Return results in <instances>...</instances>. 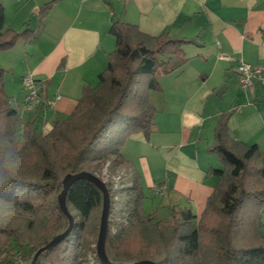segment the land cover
<instances>
[{
	"label": "trees",
	"instance_id": "obj_1",
	"mask_svg": "<svg viewBox=\"0 0 264 264\" xmlns=\"http://www.w3.org/2000/svg\"><path fill=\"white\" fill-rule=\"evenodd\" d=\"M49 6V2L41 5L39 17ZM33 33L32 29H5L0 4V51L12 47L20 38L30 39ZM109 33L115 39V47L108 53L106 68L98 74L97 84L83 86L71 113L43 133L34 132L31 122L24 123L12 106L4 90V69L0 68V130L19 136L21 163L18 180L13 183L23 192L14 219L0 226V257L6 250L4 246L11 243L18 251L30 246L23 263L28 264L40 248L34 242L37 231L52 239L67 226L56 199L63 176L89 171V165L95 162L109 161L113 167L124 166L127 170L128 163L120 152L123 144L134 133H141L148 141L154 131L157 109L149 101V92L158 87V70L169 73L181 63L169 69L158 68L190 40L165 33L150 35L127 22H113ZM142 76L147 77L144 86L140 84ZM229 113L223 112L218 118L207 149L218 156L221 167L209 171L218 176V181L198 216L190 208L172 207L170 222L162 228L155 213L142 212L144 195L138 172L126 171L127 183L116 189L123 197L116 209L117 216L112 215L110 200L105 238L110 261L131 264L149 259L167 264L176 258L180 264H200L195 259L202 245L201 228L208 224L214 235L206 264H264V234L260 231L264 152L256 144H245L230 136ZM105 184L111 198V186ZM65 202L79 218L74 219L71 214L70 232L41 251L34 264H101L95 247L90 248L80 236L93 212L101 210L100 189L86 179H78L67 190ZM242 231H246L244 238L238 236ZM137 237L149 246L159 242L160 249L153 251L146 245H136ZM1 264H8L5 257Z\"/></svg>",
	"mask_w": 264,
	"mask_h": 264
},
{
	"label": "crops",
	"instance_id": "obj_2",
	"mask_svg": "<svg viewBox=\"0 0 264 264\" xmlns=\"http://www.w3.org/2000/svg\"><path fill=\"white\" fill-rule=\"evenodd\" d=\"M50 3L39 17L38 10ZM4 28L34 31L0 51L4 90L24 123L36 133L48 131L73 110L85 85H96L115 47L113 22H127L150 35L190 40L158 70V87L150 93L157 108L150 140L134 133L120 152L140 176L142 191L158 195L168 209L187 207L195 215L204 208L218 181L220 168L209 153L214 127L230 112V136L256 144L264 152V79L243 89L238 59L264 65V0H0ZM227 57V58H226ZM161 68V67H160ZM158 68V69H160ZM34 75L44 100L52 106H25L21 79ZM59 95L58 99H54ZM126 169V168H124ZM126 172V173H127ZM125 173V174H126ZM161 185L165 192L154 190ZM144 194V193H143ZM264 234V208L260 212Z\"/></svg>",
	"mask_w": 264,
	"mask_h": 264
},
{
	"label": "rangeland",
	"instance_id": "obj_3",
	"mask_svg": "<svg viewBox=\"0 0 264 264\" xmlns=\"http://www.w3.org/2000/svg\"><path fill=\"white\" fill-rule=\"evenodd\" d=\"M167 64L164 65L163 67H159L160 69H166ZM166 67V68H165ZM147 77L142 76L140 79V84L142 86L145 85ZM154 90L153 89L149 92V101H150V93ZM157 109V108H156ZM151 139V138H150ZM149 139V140H150ZM90 170L89 172L97 175L100 179H102L105 183H109L111 186V204H113V210H112V215H116V209L118 206H120V201L123 198L119 193H117L116 189L120 187L122 184L121 183H127V178H126V169H124V166L120 167H113V164L109 161L102 163V162H95L91 163L89 165ZM132 171V170H131ZM130 171V172H131ZM131 174V173H130ZM130 174L128 176H130ZM140 177V176H139ZM141 184V182H140ZM107 187V186H106ZM142 190V187H141ZM142 193H144V198H143V204H142V212L143 214H150V213H155L156 214V219L160 221V225L162 228H165L168 226L170 222V217H169V211L167 205H165L164 200L158 195L155 196H149L147 194V191L143 190ZM57 196V195H56ZM178 210L179 208L176 207ZM69 212L71 214H74V219H78L79 216L77 213L73 212L71 208L69 209ZM100 209H97L95 212H93V215L89 221L86 222L84 230L81 232V241L84 242L86 245H88L90 248L95 247V240L97 239V232H98V226H99V218H100ZM117 216V215H116ZM177 216V215H175ZM246 231H242L241 238L245 237ZM213 232L209 231V226L208 224L204 225L201 228V250L197 258L195 259V262L200 263V264H206L207 257L209 253H207V249L211 246V240L213 238ZM50 239L46 238L45 235L42 233V231H37L34 237V242L37 244H40V247L43 246L45 243H47ZM142 239L140 237L136 238L135 244L136 245H146L150 250L156 251L159 250V242L158 243H153L151 246H149L146 242L141 241ZM3 249H6L2 252L1 257H0V264L2 262V258L5 257L7 259L8 264H15L17 262L18 257H21L22 261L25 263L26 253L28 249H30V246H26V248L23 249V251H18L17 246L14 243H11L6 246H4ZM177 259L174 258L172 262H169L167 264H180V262L176 261ZM5 261V260H4ZM183 264H193L191 261H185Z\"/></svg>",
	"mask_w": 264,
	"mask_h": 264
},
{
	"label": "water",
	"instance_id": "obj_4",
	"mask_svg": "<svg viewBox=\"0 0 264 264\" xmlns=\"http://www.w3.org/2000/svg\"><path fill=\"white\" fill-rule=\"evenodd\" d=\"M78 179H86L92 182L94 185H96L100 189L102 193V207H101L100 218H99L97 239L95 242V255L97 256L101 264H122L119 262L110 261L105 252V238H106L108 214H109V208H110V198H109L108 189L106 187L105 182L102 179H100L97 175L89 171H86V170H82L76 173H67L63 176L61 180L62 187H61L60 192L57 194L56 199H57V204H58L59 209L67 218V226L62 232L55 235L47 243H45L43 246L38 248L28 264H34L38 254L41 251H44L52 247L57 242L65 238L67 234L70 232L73 226V217L66 206L65 198H66V193L69 187L72 185L74 181ZM131 264H156V263L149 259H141Z\"/></svg>",
	"mask_w": 264,
	"mask_h": 264
},
{
	"label": "clouds",
	"instance_id": "obj_5",
	"mask_svg": "<svg viewBox=\"0 0 264 264\" xmlns=\"http://www.w3.org/2000/svg\"><path fill=\"white\" fill-rule=\"evenodd\" d=\"M18 135L0 130V226L9 224L17 214L23 192L17 172L21 163Z\"/></svg>",
	"mask_w": 264,
	"mask_h": 264
},
{
	"label": "built area",
	"instance_id": "obj_6",
	"mask_svg": "<svg viewBox=\"0 0 264 264\" xmlns=\"http://www.w3.org/2000/svg\"><path fill=\"white\" fill-rule=\"evenodd\" d=\"M227 58V57H226ZM235 70L238 77V82L241 88L248 89L253 86L256 80L264 79V65L252 66L248 62L238 59L235 65ZM24 89V104L29 109H35L41 105L52 106L54 100H44L41 95V83L31 74H26L21 79ZM60 96L55 95L54 99H58ZM166 187L161 185L154 191L156 193L165 192ZM17 263L23 264L21 257H18Z\"/></svg>",
	"mask_w": 264,
	"mask_h": 264
}]
</instances>
